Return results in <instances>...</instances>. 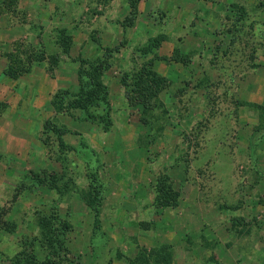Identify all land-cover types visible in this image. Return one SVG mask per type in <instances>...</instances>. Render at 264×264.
<instances>
[{
    "label": "rangeland",
    "instance_id": "1",
    "mask_svg": "<svg viewBox=\"0 0 264 264\" xmlns=\"http://www.w3.org/2000/svg\"><path fill=\"white\" fill-rule=\"evenodd\" d=\"M109 1L0 0V264H164L162 246L170 264H239L264 241V0H148L140 21L118 0L106 22ZM102 58L107 104L72 107ZM40 60L72 80L44 103L24 76ZM148 64L165 83L146 109L131 86ZM54 113L85 134L65 142ZM161 176L180 215L162 213Z\"/></svg>",
    "mask_w": 264,
    "mask_h": 264
},
{
    "label": "trees",
    "instance_id": "2",
    "mask_svg": "<svg viewBox=\"0 0 264 264\" xmlns=\"http://www.w3.org/2000/svg\"><path fill=\"white\" fill-rule=\"evenodd\" d=\"M137 1L133 0L130 2V16H128V20L132 21V18L136 16L137 13ZM162 37V35L160 36ZM159 39V38H157ZM157 39L155 41H157ZM108 66V63L105 59H99L96 62H93L89 65V69L84 71V74L87 77L86 84H80V89L76 94L75 99L72 102V107H78L81 109H87L88 106L97 102H104L105 105L107 104V87L106 84L102 80V75L104 69ZM80 77L83 76V71L80 70ZM82 81V80H81ZM165 83V78L155 71H153L149 64L148 66H142L132 78V86L131 90L133 92H138L141 96V99L144 101V107L150 108L151 104L156 100V97L163 87ZM86 85V86H84ZM55 101H59L61 96L58 93L53 95ZM54 99L51 101L52 103ZM57 103V102H56ZM104 118V117H102ZM106 122L105 124H109V115L106 114V118L104 119ZM63 130V129H62ZM60 134L63 131L60 129L57 130ZM62 143V142H61ZM63 144V143H62ZM158 189L161 192L162 196L159 198L160 204L163 205H175L177 203V193L173 191L169 181L167 180L166 176H161L158 178ZM88 205L93 207L94 204L92 203L91 199H88ZM39 225H41V235L43 237L42 242H45L51 246H54L53 239H52V231H51V220L50 217L42 216L39 219ZM43 244V243H42ZM46 245L47 247L49 245ZM50 247V246H49ZM149 255L154 259L155 262H160L163 260L164 264H170L172 260V256L169 252L166 251V246L159 247L158 249L150 250ZM31 260L35 263L34 255H30ZM53 259L49 255L46 260L45 264H53Z\"/></svg>",
    "mask_w": 264,
    "mask_h": 264
},
{
    "label": "crops",
    "instance_id": "3",
    "mask_svg": "<svg viewBox=\"0 0 264 264\" xmlns=\"http://www.w3.org/2000/svg\"><path fill=\"white\" fill-rule=\"evenodd\" d=\"M117 1L118 0H110L108 2V4L106 5L107 6V11L110 9V6L113 5V3L117 2ZM167 1H170V0H167ZM147 2H148V0H138L137 1V12H138V15H141L142 14L143 9H144V6H145V3L147 4ZM161 2L164 3L165 0H161ZM170 3H173V4L175 3V5H178L175 2V0H173V2L170 1ZM124 6H125V9L128 11L130 9V1L129 0H126ZM179 8L182 9L181 6H178L177 10ZM107 11H106L105 15H103V21L110 22L111 21V19H110L111 17L109 16V11H111V10H109L108 12ZM112 18H113L112 21L116 22V18H114V17H112ZM135 19H137V20H135ZM135 19H134L135 21H140V19H138L137 14L135 16ZM133 28H135V27H133ZM177 28L178 29H181L180 27H178V25H177ZM18 34H19V32H18ZM21 35L25 36L24 34H22V32H21ZM130 35H131V33H130ZM20 41L21 42H24L25 40L23 39V41L22 40H20ZM25 42H27V41H25ZM43 62H44V60L43 61L40 60V62L37 61L36 63L32 64L30 70L27 73H25L24 76L25 77H28L31 80V85L34 86V93L38 95V98H39L38 101L39 102L43 101V103H44L46 100L50 99L51 96H52V94L55 92L54 90H52V88L54 89V88H57V87H60V86L70 85V84H72V80H68L67 77H66V74H64L63 72H62V74H60L61 71H60V73L59 72L56 73V71L58 69L60 70V67L59 68L56 67L55 68V71H54V74L50 75L49 72H48L46 63H43ZM50 87H52V88H50ZM48 92H50V94ZM50 114H52V111H50ZM54 114H56V113H54ZM38 116L40 118V123L42 124L43 123V120L41 118L42 117L41 114L38 115ZM62 116H63V114H56V118H57L56 119L57 120L56 122L58 123L59 126L65 125V127L68 129V131L65 132V134H61V136L64 139V141L66 139V135L71 134L69 130H73V133L76 132L74 130H77L78 131V134L77 135L79 136V138H81L82 135L85 134V132L82 129L81 130H79L78 128H75L74 129L73 126L67 124L66 123V119H64ZM92 136H95V134L93 133ZM93 142H94L96 148H98L97 149V152H99V147L102 150V147H101L102 144L100 145V143L98 141L96 142V140L93 141ZM37 148H39L40 150L42 148L39 139H38ZM35 159H38V158H35ZM180 199H181V197H180ZM180 203H181V201H180ZM170 206L171 207H169V208H166V207L161 208L162 213L163 212L164 213H168V214H170L173 217V215H175L176 212L182 211V210H180L179 205L177 206V203L175 204V206L174 205H170ZM135 208H136V206H135ZM151 208H153L152 205H151ZM139 209H141V207ZM155 209H158V208L155 207ZM200 209L201 208L198 207V210L196 211L192 207L190 208V210L192 211V214L194 215V217H193L194 220L195 219H198V217H200V214H201L200 212L201 211L198 212ZM245 212L246 213L252 212L254 215H259V214L263 213V209L261 207H259V206H256L255 208L249 209V210H247ZM180 214L181 213L179 212L178 215H180ZM167 216H166V223L168 224L169 222H167L168 221ZM180 219H181V221H179V219H177V221L174 224V230L176 229V231H174V232L173 231H170L168 233H172L173 232V234H176V233H179V232H181V233L183 232V228L185 226L184 218L181 217ZM245 219H246V221H249V218L246 217ZM179 228H180V230H179ZM261 234H263V233H258V235L253 234V236L251 237L252 238L251 240H253V242H250L249 241V245L248 246H250V247H247L246 248V252H245L244 256L242 255V257L239 259V264H260L261 263L260 256L258 258V252L257 253L255 252V251H259L262 248V246H258L257 247V244L258 243H261V244L264 243V241L262 242V240H263L262 239V236L263 235H261ZM248 236L249 235L246 232L245 233V238L248 239ZM223 247H224V250H225V252H224L225 255L224 256H227L229 254L232 255L231 251H229V247L230 246L228 244H225L224 243L223 244ZM223 259L225 260L226 257H224ZM173 260L175 261L176 260V257H174V258L172 257V260L171 261H173ZM174 261H173V263H174ZM237 261H238V259H237ZM214 262H217V264H220L221 263V260L218 259V260H216Z\"/></svg>",
    "mask_w": 264,
    "mask_h": 264
}]
</instances>
